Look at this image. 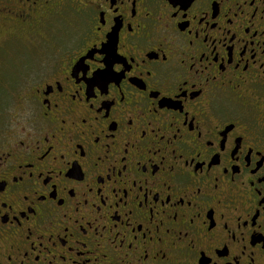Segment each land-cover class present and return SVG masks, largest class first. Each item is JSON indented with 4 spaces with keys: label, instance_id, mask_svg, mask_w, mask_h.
<instances>
[{
    "label": "flooded vegetation",
    "instance_id": "1",
    "mask_svg": "<svg viewBox=\"0 0 264 264\" xmlns=\"http://www.w3.org/2000/svg\"><path fill=\"white\" fill-rule=\"evenodd\" d=\"M0 264H264V0H0Z\"/></svg>",
    "mask_w": 264,
    "mask_h": 264
}]
</instances>
